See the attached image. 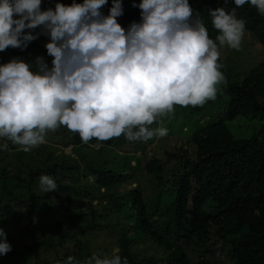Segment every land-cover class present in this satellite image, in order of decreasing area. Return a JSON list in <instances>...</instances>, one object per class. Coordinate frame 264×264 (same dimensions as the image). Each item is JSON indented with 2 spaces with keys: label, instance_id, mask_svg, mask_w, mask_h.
<instances>
[{
  "label": "trees",
  "instance_id": "16d2710c",
  "mask_svg": "<svg viewBox=\"0 0 264 264\" xmlns=\"http://www.w3.org/2000/svg\"><path fill=\"white\" fill-rule=\"evenodd\" d=\"M51 1L48 9L55 10L57 3L70 5L73 0ZM141 2L121 0L123 15L117 17V21L126 30L133 22L142 21L138 7ZM189 3L194 10V18L199 12L209 37L214 41L220 33L211 23L209 10L224 7L231 12L236 7L234 0H189ZM112 6L113 0H108L101 8L102 14L109 15ZM236 13L237 18L245 22L246 31L264 49V15L250 2L237 8ZM50 41L49 35L43 40L44 47H9L0 52V65L14 58L28 63V53L34 52L43 57L51 68L54 58L48 55L46 49ZM216 42L220 52L221 46ZM218 62L221 63L220 58ZM260 63L234 80L225 78L221 87L223 98L219 97L220 111L215 112L220 113L218 121L190 130L187 147L166 150V159L157 155L146 158L137 152L144 151L145 144L126 140L134 151H125L122 157L129 159L140 155V167L136 172H118L119 168L108 165H115L114 162L101 163L103 158L107 160L105 151L96 154L95 151L92 154H84L86 151H83L82 156L73 157L65 152L56 154V150L47 151L44 145L34 150L39 163L26 168L28 177L17 175L16 184L23 191L15 193L6 185L7 179L3 178L5 175L1 171V164L9 156L11 148L5 150L0 147L2 224L7 229V217L19 210H24L25 221L35 225L47 214L52 215L49 227L33 236L32 243L22 255L38 258V244L39 241L41 244L48 242L46 234L60 231L63 236L66 235L63 227L77 228V222L88 216L84 210L95 206L91 215L100 210V217L106 221L98 224L117 236L120 256L122 260L127 259V264H264V60ZM238 117L257 120L250 137L236 138L227 127V121ZM46 140H55L56 148L59 145L83 144L79 134L65 126L49 131ZM104 142L95 138L89 141L101 146L108 144ZM3 144L0 139V146ZM191 144L194 145L193 152ZM145 159L147 164L143 163ZM140 171L147 172V185L141 181ZM42 175H49L55 180V191H39L38 179ZM89 176L95 178L93 183L89 181ZM127 182L131 185L136 182L137 185L127 187ZM122 187L123 190L120 189ZM10 231L9 235L18 240L13 226ZM77 235H71L74 244L61 260L73 256L79 264H85L94 252L81 255L85 243ZM216 237L221 238L220 245ZM153 239L167 249L164 257L137 260L129 251L135 241L148 240L154 245ZM96 255L103 257L102 254ZM194 256L197 258L195 262L192 259Z\"/></svg>",
  "mask_w": 264,
  "mask_h": 264
},
{
  "label": "clouds",
  "instance_id": "9594fccd",
  "mask_svg": "<svg viewBox=\"0 0 264 264\" xmlns=\"http://www.w3.org/2000/svg\"><path fill=\"white\" fill-rule=\"evenodd\" d=\"M51 2L0 0V52L39 46L33 42L44 37L24 31L39 27L50 35L46 49L54 58L51 68L43 57H37L35 66L17 58L0 65V139L4 143L0 147L5 150L29 152L61 126L78 133L85 144L93 138L106 141L121 135L130 142L166 136V128L149 127L158 116L174 112L176 105L203 106L216 98L217 85L225 82L216 41L221 47L241 50L246 27L237 18V8L250 2L264 15V0H234L231 12L224 7L209 10L211 23L220 33L214 41L199 12L194 18L189 0H142L138 5L142 21L133 22L127 30L117 21L123 15L121 0H113L107 16L101 8L108 0L57 3L55 10L48 9ZM56 188L52 177H40L41 191ZM2 223L1 219L0 255L10 252L19 257L33 236L49 227L43 221L27 222L28 227L14 231L16 238L21 234L24 247L12 250L17 240ZM139 241L129 249L137 260L165 256L139 253L135 249ZM46 244L39 241L38 254ZM157 244L161 245L154 240ZM154 245L150 242L151 248ZM120 254L119 248L103 257L94 253L85 264H127ZM61 259L65 264H79L73 256ZM34 261L39 264L38 258Z\"/></svg>",
  "mask_w": 264,
  "mask_h": 264
},
{
  "label": "rangeland",
  "instance_id": "374dc122",
  "mask_svg": "<svg viewBox=\"0 0 264 264\" xmlns=\"http://www.w3.org/2000/svg\"><path fill=\"white\" fill-rule=\"evenodd\" d=\"M47 1V0H42ZM75 3H83L82 0H73L70 5ZM25 33L31 32L33 35L41 34L45 40L48 34L45 33L44 29H25ZM43 40H38L37 42H33V44H37L40 47H44L45 43ZM264 49L256 42L255 38L252 36L251 33L245 30V34L242 40L241 50L237 51L234 50L227 45L220 47V59L222 68L220 69L227 79H236L238 76L242 74H247L253 68L258 67L261 61L264 60ZM38 55L34 52L28 53V63L35 66L37 61ZM260 63V64H258ZM223 83L217 85V95L214 100H208L203 106H188L183 107L176 105L174 107V112L168 113L164 116H158L156 118V122L153 125L149 126L151 128H166L168 133L164 137H155L153 140L148 141H134L136 143H143L146 145L144 151L141 152L137 151L140 154H144L146 158H149L153 155H157L159 158L166 159L168 155L166 154L167 151H172L175 149H179L181 146L187 147L186 144L187 139L190 136V130L192 129H201L205 126H209L214 124V122L218 121L219 114L215 113L220 111V103L219 97L223 98V94L221 92V87ZM223 108L221 109V111ZM257 123V120L254 118H249L247 120L243 117H238L234 121H227V127L231 130L233 135L236 138H248L254 132V127ZM185 125V126H184ZM127 139L124 135H121L119 138H112L104 143H110L113 141V145L105 146L96 145L94 143H83L81 145H70L67 147H63L59 145L58 148L54 145L55 140H45V143L40 144L37 147L32 148L29 152H24L21 148L19 149H11L9 156L5 158L3 163L1 164L2 168L1 171L4 173L5 179H7L6 185L10 186L15 193L22 192L23 190L17 185L16 177L17 175H21V177L25 178L28 177V172L26 168L29 165H36L38 162L37 156L34 150L43 147L46 145V150H56V154H61L65 152V154H70L73 157L82 156L83 151H86L84 154H92L95 151L96 153L106 152V158H103L100 162L104 163V161H108L109 163H113L115 166L119 168L118 172H128L129 170L137 171L140 167V161L138 157L139 154L133 156L129 159H124L122 156L125 154V151L133 152L134 149L128 143H126ZM116 145V146H115ZM191 152L194 151V145L191 144ZM14 147H18L19 145H14ZM67 158V157H66ZM82 159V157H81ZM145 159L143 161L144 164L146 163ZM127 162V164L125 163ZM139 176L141 177V181L147 185L146 183V176H148L147 172L144 171L138 172ZM90 182H94L95 178L88 177ZM39 186H40V179H38ZM83 185V184H82ZM91 185V184H86ZM127 187L136 186V182H132V185L127 182L125 184ZM125 187V186H124ZM124 187L120 188L121 190ZM116 188H114V191ZM41 191V189L39 190ZM23 198V197H22ZM83 209V207H82ZM95 206H91L90 210H84L88 216L83 220H79L77 222V228L70 229L68 228L69 225H65L63 228L65 230L66 235H62L61 232H57L56 234L48 233L46 234V238L48 240L46 245H43L40 248V254L38 257L39 264H65L60 261L61 258L65 256L66 251L72 248L74 244V238L71 235L76 236L82 242L85 243L83 249L81 250V255H85L90 253L92 250L96 254L108 255L118 251V244L116 242L117 236L114 234L108 233V229L102 227L98 223H104L106 220L100 217V210L95 215H91V211L95 210ZM24 210H19L18 213L10 217H7L8 225L7 229L4 226L3 229L5 232L10 231V227L13 226L15 230L21 229L23 227H28L27 222L23 218ZM51 214H47L43 218V222L47 225L51 224ZM115 216V215H113ZM96 217H100L99 220L95 219ZM1 220V218H0ZM3 220V219H2ZM38 234L42 232H37ZM18 240L12 243V250L17 248H23L24 243L22 242L23 239L21 238V234L18 235ZM8 240V238H7ZM216 241L218 245L221 244L222 240L219 237H216ZM106 248V250L104 249ZM135 249L143 254H155L160 256L162 253H166L167 249L162 245H154L153 248L150 247V241L144 242L139 241L135 245ZM214 256H212L213 258ZM193 261H197V258L194 256ZM224 261V256L222 257ZM67 261V260H66ZM0 264H35L34 257L32 256H21L18 255H11L10 252L7 255H0Z\"/></svg>",
  "mask_w": 264,
  "mask_h": 264
}]
</instances>
